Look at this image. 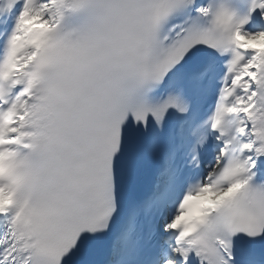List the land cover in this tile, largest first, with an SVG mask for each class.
<instances>
[{
    "label": "snow or ice",
    "instance_id": "1",
    "mask_svg": "<svg viewBox=\"0 0 264 264\" xmlns=\"http://www.w3.org/2000/svg\"><path fill=\"white\" fill-rule=\"evenodd\" d=\"M0 264H264V0H0Z\"/></svg>",
    "mask_w": 264,
    "mask_h": 264
}]
</instances>
